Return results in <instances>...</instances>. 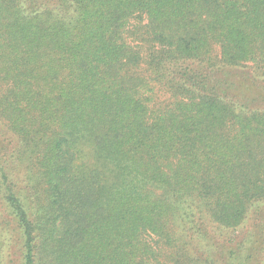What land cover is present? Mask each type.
<instances>
[{
    "label": "trees",
    "instance_id": "trees-1",
    "mask_svg": "<svg viewBox=\"0 0 264 264\" xmlns=\"http://www.w3.org/2000/svg\"><path fill=\"white\" fill-rule=\"evenodd\" d=\"M0 122V264H248L264 0H0Z\"/></svg>",
    "mask_w": 264,
    "mask_h": 264
},
{
    "label": "rangeland",
    "instance_id": "rangeland-1",
    "mask_svg": "<svg viewBox=\"0 0 264 264\" xmlns=\"http://www.w3.org/2000/svg\"><path fill=\"white\" fill-rule=\"evenodd\" d=\"M2 126L0 122V132H1ZM9 137V134H8ZM264 223V212L254 213V218L249 220V224L246 227L245 233L244 229L241 230L243 234L240 232H235L233 235L234 238H238L240 240L241 244H244V255L247 254L246 262L248 264H263V262H258L259 258L261 257L260 253V247H261V240H260V234L263 229ZM235 241L232 242L227 250V252L224 253V257L227 256L228 258V251L232 248L235 249ZM231 247V248H230ZM10 258H14L13 253H10ZM231 260V259H230ZM236 261V259H235Z\"/></svg>",
    "mask_w": 264,
    "mask_h": 264
}]
</instances>
